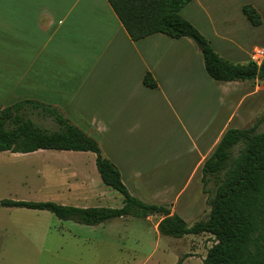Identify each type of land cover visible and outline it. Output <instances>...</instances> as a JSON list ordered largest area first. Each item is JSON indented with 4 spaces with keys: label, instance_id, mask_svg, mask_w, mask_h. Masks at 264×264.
<instances>
[{
    "label": "crops",
    "instance_id": "0c3cea01",
    "mask_svg": "<svg viewBox=\"0 0 264 264\" xmlns=\"http://www.w3.org/2000/svg\"><path fill=\"white\" fill-rule=\"evenodd\" d=\"M246 4L260 14L258 25L243 13ZM180 14L230 62L247 63L254 46L264 48V0H191ZM146 72L154 87L143 82ZM22 99L58 106L98 142L122 181L132 184L128 188L124 182L132 195L161 200L171 212L188 216L204 206L198 182L196 213L192 204L186 205L189 210L178 209L183 187L171 196L147 188L153 181L172 180L159 171L170 161L161 135L176 126L185 132L187 143L176 153L181 161L174 166L188 167L186 183L200 179L202 163L223 133L264 111V79L212 78L201 50L187 36L155 32L130 39L107 0H0V102ZM60 151H68L74 166L65 173L66 168L47 165V172H58L66 186L74 187V205L115 198L108 190H94L93 152Z\"/></svg>",
    "mask_w": 264,
    "mask_h": 264
},
{
    "label": "trees",
    "instance_id": "16d2710c",
    "mask_svg": "<svg viewBox=\"0 0 264 264\" xmlns=\"http://www.w3.org/2000/svg\"><path fill=\"white\" fill-rule=\"evenodd\" d=\"M130 39L138 40L155 32L171 37L187 36L205 43L201 49L207 73L220 81L264 79V59L256 64L233 63L221 57L198 29L181 14L191 0H107ZM243 13L254 25L260 14L251 5ZM156 85L149 72L143 77ZM50 118L55 129L45 128L32 115ZM264 112L245 127H230L201 166L202 191L207 194L206 218L189 224L166 204L147 203L132 195L121 179L118 167L101 151L98 142L71 122L55 105L22 99L0 108V151L28 153L38 149L91 151L102 182L122 195V205H66L51 200L32 201L4 198L0 206L48 210L63 220L96 225L116 217L147 218L159 215L157 231L180 238L209 233L215 242L202 264H264ZM237 153L233 154V149ZM212 187L208 188L209 182ZM180 257L176 264L182 261Z\"/></svg>",
    "mask_w": 264,
    "mask_h": 264
},
{
    "label": "rangeland",
    "instance_id": "374dc122",
    "mask_svg": "<svg viewBox=\"0 0 264 264\" xmlns=\"http://www.w3.org/2000/svg\"><path fill=\"white\" fill-rule=\"evenodd\" d=\"M12 103L0 102V108ZM32 118L45 128H56L50 118L36 114H33ZM259 130H264V123L259 126ZM186 143V134L178 126L168 134L161 135V145L162 147L165 145L164 148L168 146L167 154L170 161L167 162L168 166H159V171L163 179L172 180L166 183L153 181L147 188L150 191L167 190V196H171L183 187L177 207L179 210L183 207L182 210L186 211L190 209L186 205L192 204L193 212L196 213L200 197L195 189L198 188L199 183L200 190H198L201 195L203 192L201 178L197 180L194 178L188 184L185 182L188 167L183 166V163L174 166L181 161L175 160L176 153L184 148ZM67 152L52 149H41L30 153L0 151V200L4 198L51 200L60 204L74 205L75 200L70 197L76 195L74 187L66 186L58 172L53 171L50 174L47 172V165H51L57 169L66 168L67 170L61 171L69 173V168L74 166V159L66 155ZM236 153L235 147L233 154ZM167 171L171 172L167 173ZM125 177H127L126 172L124 179ZM90 178L93 187L96 188L94 190L102 188L112 192L115 197H108V202H92L90 206L119 207L121 205L122 195L104 185L97 170L95 175L91 172ZM127 181L126 178L124 182L129 188L132 184H127ZM207 187H212L211 181ZM68 188L70 191L67 190ZM66 194L70 198L64 199L63 196ZM205 195L203 209L197 214L184 216L179 211L176 213L189 224L197 219L206 218L209 206L206 203L207 194ZM145 197L149 199L150 195ZM145 202L166 204L170 207V204L162 203L161 200ZM159 218V215H150L147 218L125 216L112 218L96 225H86L60 219L48 210L0 206V264H176L180 257L183 259L179 264H202L208 248L215 242L213 235L188 234L180 238L162 235L156 228Z\"/></svg>",
    "mask_w": 264,
    "mask_h": 264
},
{
    "label": "built area",
    "instance_id": "2783aa9c",
    "mask_svg": "<svg viewBox=\"0 0 264 264\" xmlns=\"http://www.w3.org/2000/svg\"><path fill=\"white\" fill-rule=\"evenodd\" d=\"M264 59V48L254 46L251 50L250 61L259 64Z\"/></svg>",
    "mask_w": 264,
    "mask_h": 264
},
{
    "label": "water",
    "instance_id": "95a60500",
    "mask_svg": "<svg viewBox=\"0 0 264 264\" xmlns=\"http://www.w3.org/2000/svg\"><path fill=\"white\" fill-rule=\"evenodd\" d=\"M195 42L199 50H201L205 45V43L200 40H195Z\"/></svg>",
    "mask_w": 264,
    "mask_h": 264
}]
</instances>
